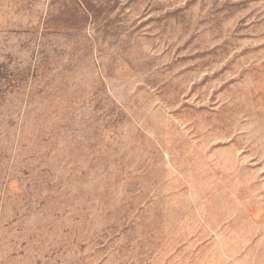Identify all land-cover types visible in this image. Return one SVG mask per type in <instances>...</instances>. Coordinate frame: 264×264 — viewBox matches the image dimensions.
I'll use <instances>...</instances> for the list:
<instances>
[{"label": "rangeland", "instance_id": "1", "mask_svg": "<svg viewBox=\"0 0 264 264\" xmlns=\"http://www.w3.org/2000/svg\"><path fill=\"white\" fill-rule=\"evenodd\" d=\"M0 264H264V0H0Z\"/></svg>", "mask_w": 264, "mask_h": 264}]
</instances>
